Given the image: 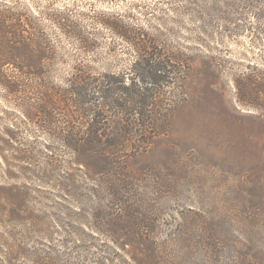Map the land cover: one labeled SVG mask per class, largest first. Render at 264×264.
<instances>
[{
  "label": "rangeland",
  "instance_id": "1",
  "mask_svg": "<svg viewBox=\"0 0 264 264\" xmlns=\"http://www.w3.org/2000/svg\"><path fill=\"white\" fill-rule=\"evenodd\" d=\"M206 2L204 24L183 18L166 24L182 27L177 41L191 51L192 62L167 90L173 103L164 131L125 156L111 183L85 176L91 175L82 163L93 159L59 147L56 158L63 163L52 179L64 187L60 225L50 219V227L43 215L37 222V213L25 217L29 224L13 232L24 244L22 263L52 253L56 264H93L103 255L108 264H142L148 247L170 252L176 264H264V0ZM66 49V73L81 59L95 69L93 77L117 59H131L106 51L75 56ZM38 141L46 153L47 139ZM42 162L22 181L37 209L47 191ZM10 231L0 226L2 238L12 237ZM81 246L95 257L82 259Z\"/></svg>",
  "mask_w": 264,
  "mask_h": 264
},
{
  "label": "trees",
  "instance_id": "2",
  "mask_svg": "<svg viewBox=\"0 0 264 264\" xmlns=\"http://www.w3.org/2000/svg\"><path fill=\"white\" fill-rule=\"evenodd\" d=\"M61 1L0 0V226L12 231L10 238L0 236V264H24V244L13 232L25 226L29 214L37 213L39 223V215L45 216L50 227V219L60 225L64 187L52 179L63 163L56 158L59 147L93 159L82 163L91 175L85 176L111 183L125 156L143 151L164 131L173 103L167 90L192 62L191 51L177 41L182 27L171 31L166 24L183 19L204 24L207 17L206 0ZM121 3L127 4L122 11L102 7ZM68 45L75 56L106 51L131 59H117L96 77L81 59L66 73ZM39 137L48 141L46 153L38 149ZM39 159L47 191L37 209L29 205L33 191L22 181L34 175ZM78 249L82 259L95 257L86 255L89 247ZM163 252L147 247L142 264H176ZM56 260L48 253L28 264ZM108 262L103 255L93 264Z\"/></svg>",
  "mask_w": 264,
  "mask_h": 264
}]
</instances>
